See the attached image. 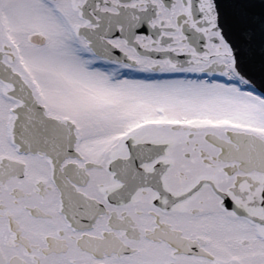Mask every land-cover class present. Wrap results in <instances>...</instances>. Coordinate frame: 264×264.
I'll list each match as a JSON object with an SVG mask.
<instances>
[{
	"label": "snow or ice",
	"instance_id": "6c2138e0",
	"mask_svg": "<svg viewBox=\"0 0 264 264\" xmlns=\"http://www.w3.org/2000/svg\"><path fill=\"white\" fill-rule=\"evenodd\" d=\"M0 264H264V0H0Z\"/></svg>",
	"mask_w": 264,
	"mask_h": 264
}]
</instances>
